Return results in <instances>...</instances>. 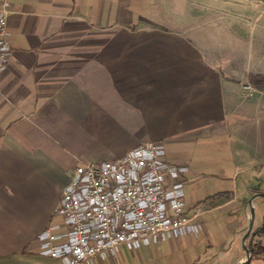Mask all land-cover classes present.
<instances>
[{
  "label": "crops",
  "instance_id": "1",
  "mask_svg": "<svg viewBox=\"0 0 264 264\" xmlns=\"http://www.w3.org/2000/svg\"><path fill=\"white\" fill-rule=\"evenodd\" d=\"M7 1L0 264H64L38 236L61 223L73 168L144 140L189 167L195 226L82 264H243L264 246V91L243 93L264 75V0Z\"/></svg>",
  "mask_w": 264,
  "mask_h": 264
},
{
  "label": "built area",
  "instance_id": "2",
  "mask_svg": "<svg viewBox=\"0 0 264 264\" xmlns=\"http://www.w3.org/2000/svg\"><path fill=\"white\" fill-rule=\"evenodd\" d=\"M10 6H0V71L13 56ZM165 154L162 143L144 140L116 158L74 167L55 209L62 221L39 234L40 253L64 264L94 263L101 254L116 260L122 244L135 248L194 228L199 210L188 214L184 198L189 167Z\"/></svg>",
  "mask_w": 264,
  "mask_h": 264
},
{
  "label": "trees",
  "instance_id": "3",
  "mask_svg": "<svg viewBox=\"0 0 264 264\" xmlns=\"http://www.w3.org/2000/svg\"><path fill=\"white\" fill-rule=\"evenodd\" d=\"M249 82L254 85L257 89L263 90L264 89V75H254L251 74L248 76ZM258 234L264 235V223L260 227ZM253 254H257L259 252H264V246L261 244L256 243L255 247L253 248Z\"/></svg>",
  "mask_w": 264,
  "mask_h": 264
},
{
  "label": "water",
  "instance_id": "4",
  "mask_svg": "<svg viewBox=\"0 0 264 264\" xmlns=\"http://www.w3.org/2000/svg\"><path fill=\"white\" fill-rule=\"evenodd\" d=\"M254 197H263L264 198V192H258L255 194ZM252 215H254V209L252 210ZM252 226H253V219L251 221L249 231L251 230ZM245 250H246L247 256H246V260L243 262V264H250L251 259H252V250L246 248V245H245Z\"/></svg>",
  "mask_w": 264,
  "mask_h": 264
},
{
  "label": "rangeland",
  "instance_id": "5",
  "mask_svg": "<svg viewBox=\"0 0 264 264\" xmlns=\"http://www.w3.org/2000/svg\"><path fill=\"white\" fill-rule=\"evenodd\" d=\"M246 85H251V84H249V83H245L244 84V86H243V93H244V95L248 98V97H252L253 96V94H255L256 92H257V88L254 86V85H251L253 88H254V90H253V92H252V94H249V91L247 90V88H246ZM263 91H264V89H263ZM264 199V198H263ZM255 245H256V243H252V242H247V244H246V248H248V249H250V250H253V248L255 247ZM252 253H253V251H252Z\"/></svg>",
  "mask_w": 264,
  "mask_h": 264
}]
</instances>
